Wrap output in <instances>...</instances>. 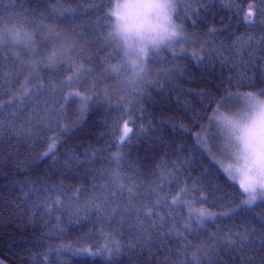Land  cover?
Listing matches in <instances>:
<instances>
[{"label":"trees","instance_id":"1","mask_svg":"<svg viewBox=\"0 0 264 264\" xmlns=\"http://www.w3.org/2000/svg\"><path fill=\"white\" fill-rule=\"evenodd\" d=\"M189 2L191 8L173 19L183 24L190 46L151 52L149 78L119 90L117 81L124 82L127 71L121 46L108 36L115 18H107L116 0H95V6L88 0H0V28L23 30L30 38L27 46H0L1 263L193 264L195 254L200 264H264L258 237L243 249L216 244L228 231H264V203L238 207L244 193L199 139L229 93L233 101L236 93L264 90V3ZM249 5L252 25L245 20ZM248 36L255 41L244 59H256L255 65L223 63L217 51L223 46L230 60L235 51L229 46ZM65 44L76 45L73 60L48 63V55ZM73 61L88 71L69 85ZM24 66L33 73L21 75ZM25 91L41 103L20 104ZM77 91L86 103L69 97ZM224 107L220 111L231 115ZM125 123L131 139L122 144ZM53 141L54 154L45 156ZM162 177L166 184L157 187ZM121 185L123 196L114 195ZM176 196L183 202L172 205ZM187 204L226 214L193 229L196 212ZM113 209L119 214L112 216ZM140 225L144 233L136 230ZM149 232L147 241L137 239ZM83 249L89 262L80 258Z\"/></svg>","mask_w":264,"mask_h":264},{"label":"snow or ice","instance_id":"2","mask_svg":"<svg viewBox=\"0 0 264 264\" xmlns=\"http://www.w3.org/2000/svg\"><path fill=\"white\" fill-rule=\"evenodd\" d=\"M89 3L95 6V0H88ZM192 2L200 4L201 7L206 6V0H192ZM264 3V0H261ZM111 6V5H110ZM254 5H249L248 16L245 20L249 25L254 23L251 18L253 16L252 8ZM191 8V3L189 0H124L123 3H117L115 5V10L108 14V19L111 17L116 18V25L114 32H109L108 36L112 39H118L123 42L124 51L123 56L125 62L130 66L132 73L140 77V74L145 71V58L149 57V46L154 52H158L163 49L174 48L180 40L184 38V28L183 24H177L173 21V15L176 19L180 18L182 14V9ZM260 9L256 10L257 16L260 14ZM186 15V13H184ZM198 15V13H196ZM2 23V21H0ZM195 23V20H193ZM215 30H213L214 32ZM7 33V36H5ZM24 35L26 33L23 30H13L10 28H0V46L3 42H9L13 45L21 44ZM30 41V38H29ZM255 37L248 36L247 39L243 37H237L236 40L232 42L229 46L235 51V56L230 60L225 59L223 56V46L221 50L217 51L220 55L223 63H232L234 66L239 64L243 65L245 68L255 65L256 59L245 60L244 53L251 52L253 47V42ZM27 46V45H24ZM261 48L264 49V44H261ZM76 52L75 44H65L63 46L62 52H54L51 58L52 63H66L67 61H72L73 56ZM40 53H34V55H39ZM71 67L73 68L72 75L67 77V84H71L73 78H78V76L83 75L87 69H85L83 64H77L75 61L72 62ZM112 71L114 73H119L120 69L113 66ZM133 84L136 81H132ZM35 94L25 91L24 95L20 99V104L24 105L26 108L33 104L39 105L41 103L38 96L34 98ZM69 97H80L81 103H86L85 97L81 96L79 91L74 93H69ZM235 97L238 99H243L246 101V110L239 116H229L225 115L220 111V108L227 103L231 102L233 94L229 93L225 100L218 102L217 108L213 111V114L208 117L209 125L216 122L218 130L224 134V146L221 151L224 154H230L235 161H242L238 167H235V173L233 174L234 165L229 164L225 167L224 171L228 173L230 179L238 180L239 187L242 189L243 193L247 194L246 197L241 195V203L238 205L240 208H252L257 204V201L264 202V90L257 91L255 93L248 92L245 94L236 93ZM67 100V97L64 98ZM48 101H43L44 105H47ZM34 111L36 109H33ZM46 111V109H44ZM15 116V113H11ZM3 125L0 123V128ZM205 132L210 131L209 127H205ZM131 129L125 124L123 129V137L121 138V143L126 144L131 137L128 135ZM199 138V137H198ZM202 142H205L203 138ZM55 148V142L49 146L48 152L44 155L47 156L49 153H53ZM54 154V153H53ZM77 163H80L79 159L76 157L72 158ZM87 159V157H85ZM116 159H120L119 156ZM168 172V175H171ZM166 181L164 177L161 178V184L157 185L160 187L165 185ZM105 191H111L105 188ZM123 186H119V190L114 195L123 196L124 193ZM129 192H134L135 189H128ZM183 191V189L181 190ZM167 199V195L163 197ZM105 202H109L106 198ZM180 196H176L172 199V205H177L182 203ZM156 204H160V198L157 199ZM187 206L196 212V219L198 223H203L204 219L210 218L212 214L207 213L204 209H193L192 204H187ZM91 207L95 208L98 212L100 210L99 204L93 202ZM235 211V210H233ZM119 214L118 209L112 210V216ZM146 216L151 218L153 212L149 210ZM160 223H163V217H157ZM192 219V216H189ZM160 224L153 225V227H159ZM261 228L264 229V223H262ZM137 231L144 233L147 229L145 226L140 225L136 228ZM151 233L148 235H141L137 239L147 241ZM259 238L260 246L264 249V231L249 232L247 229L243 233H233L231 231L225 232L223 239H216V244L222 248H234L240 247L243 249L247 246L250 239L254 240ZM117 242H113L112 247H118ZM106 247H108L106 245ZM215 248L212 251L215 252ZM91 255H95L92 253ZM81 260L84 262L90 261V255L88 249H83L81 251ZM191 260L193 264H200L201 258L195 254L192 255ZM183 264V262H181Z\"/></svg>","mask_w":264,"mask_h":264},{"label":"rangeland","instance_id":"3","mask_svg":"<svg viewBox=\"0 0 264 264\" xmlns=\"http://www.w3.org/2000/svg\"><path fill=\"white\" fill-rule=\"evenodd\" d=\"M123 2H124V0H116L115 5L117 3H123ZM114 10H115V6L113 8V11ZM173 21H174V19H173ZM115 25H116V18H115ZM115 25L113 26L112 32H114ZM28 37H29V35H24V38H23V40L21 42V44L23 43V46L27 45V43H29V38ZM115 40L121 46L122 51H124L123 42L119 41L118 39H115ZM191 43L192 42L189 39H187L186 35H184V38L182 40H180L179 43H177L174 48H169V49H163L162 48V50L180 49V48H176V47H181V48H184V47H187V46L189 47ZM162 50H160V51H162ZM62 51H63V47L57 49L55 52H62ZM151 52H154V51L151 49V46H149V54ZM53 53L48 55V57H47V62L50 63V64H54V63L51 62V58L53 56ZM147 58L148 57L145 58L146 62H147ZM123 61H124V64H125L124 69L127 71L126 78L129 77V78H131V80L128 81V79H125V81L124 82L122 81L121 83H122V85L124 84L123 85L124 88H129V87H132V86H134V88H136L142 82L147 70L145 69V71L140 74V77H137L130 70V66L125 62V58H123ZM146 62H145L144 66H146ZM138 79H139L138 82H136L135 84L132 83V81H137ZM245 105H246V101L245 100L236 98L233 101H231V102L227 103L226 105H224L225 106L224 110H226V109H230L231 110L230 112H232V113L229 116H239L241 113H243L246 110ZM227 114H230V113H227ZM125 124H127V123H125ZM125 124L123 125V128L121 130V138L123 137V129H124ZM211 125L212 126L210 127V131H208V132L204 131V133L202 134V138L204 139L206 146L209 147V148H214L215 150L217 149L219 151V153L221 154V159L216 155L218 157V159H220V161L218 162L219 163L218 166L220 167V169L223 171V173L228 178H230V177H229L228 173L224 171V169L229 164L234 165L233 174L234 175H238L237 173H235V167H238L243 162L242 161L237 162V161H235V159L233 157H231L230 154L226 155V154L222 153L221 149H222V147L224 146V143H225L224 134L220 130H218L216 122H213ZM230 180H232V179H230ZM232 181L235 182L239 186V181L238 180H235V181L232 180ZM244 195L246 197L247 194L244 193ZM258 202H261V201H257V203Z\"/></svg>","mask_w":264,"mask_h":264},{"label":"bare ground","instance_id":"4","mask_svg":"<svg viewBox=\"0 0 264 264\" xmlns=\"http://www.w3.org/2000/svg\"><path fill=\"white\" fill-rule=\"evenodd\" d=\"M5 36H7V33H5ZM3 43H9V42H3ZM2 43V44H3ZM21 75H24V74H26V75H29L30 73H33V71L29 68V67H26V66H24V68H22V70H21ZM147 78H149V76H148V72L146 73V75L144 76V78H143V80H142V82L141 83H144L145 82V80H147ZM126 79H128V81L129 80H131V78H126ZM139 81V79L136 81V82H138ZM144 81V82H143ZM116 89H119V90H121V89H124V87H123V85H122V83L118 80L117 81V84H116ZM207 153H208V155L212 158V160L217 164V165H219V161H220V159H221V154L219 153V151L216 149H214V148H209V149H207ZM220 158V159H218V157ZM232 181V180H231ZM210 214H212L211 215V217L210 218H205V220H211L212 218H216V217H220V216H223V214L225 215L226 213H222V214H215V213H210ZM204 222H206V221H204ZM198 223V222H196V221H194V223L196 224L195 225V227L193 228V229H197V227H199V226H201V225H203V224H205V223Z\"/></svg>","mask_w":264,"mask_h":264},{"label":"water","instance_id":"5","mask_svg":"<svg viewBox=\"0 0 264 264\" xmlns=\"http://www.w3.org/2000/svg\"><path fill=\"white\" fill-rule=\"evenodd\" d=\"M0 264H3V263L0 262Z\"/></svg>","mask_w":264,"mask_h":264}]
</instances>
